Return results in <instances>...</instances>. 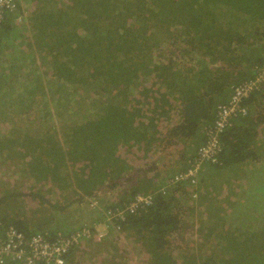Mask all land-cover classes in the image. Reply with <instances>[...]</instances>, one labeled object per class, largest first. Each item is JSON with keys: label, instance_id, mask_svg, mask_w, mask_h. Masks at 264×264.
Listing matches in <instances>:
<instances>
[{"label": "trees", "instance_id": "1", "mask_svg": "<svg viewBox=\"0 0 264 264\" xmlns=\"http://www.w3.org/2000/svg\"><path fill=\"white\" fill-rule=\"evenodd\" d=\"M263 68L264 0H18L0 25V238L54 242L82 208L111 240L66 264H264V81L196 184L161 192L154 168L172 148L186 169Z\"/></svg>", "mask_w": 264, "mask_h": 264}, {"label": "built area", "instance_id": "2", "mask_svg": "<svg viewBox=\"0 0 264 264\" xmlns=\"http://www.w3.org/2000/svg\"><path fill=\"white\" fill-rule=\"evenodd\" d=\"M18 0H0V25L8 14L17 9ZM21 18L19 19V21ZM264 81V68L252 80L242 83L233 89L228 102L219 104L216 111V118L207 130L206 141L198 149L196 156L189 162L184 170L178 171L167 180V186L160 189L166 193L167 187L179 182H190L196 184L199 171L204 164H215L222 152V136L232 126L233 121L239 116H246L247 110L241 103L252 92L259 88ZM167 188V189H166ZM92 206L97 200H91ZM152 204V196L139 195L135 197L125 210L110 214V219L123 217L124 213H135L139 208ZM94 229L80 228L69 236L59 235L54 242H49L41 234H35L29 239L19 231L10 228L5 232L4 241L0 243V264H66V256L71 250L79 248L81 241L92 239ZM104 235H100L102 239Z\"/></svg>", "mask_w": 264, "mask_h": 264}, {"label": "rangeland", "instance_id": "3", "mask_svg": "<svg viewBox=\"0 0 264 264\" xmlns=\"http://www.w3.org/2000/svg\"><path fill=\"white\" fill-rule=\"evenodd\" d=\"M177 162H178V154L174 151V149L171 148L168 151H164V152H161L160 154L159 153L157 154V164H156L157 167L155 166L154 168H156V170L160 172L161 177L168 179L173 174H176L178 171H180L182 166H184V165H181V163H177ZM175 168L176 169L179 168V169L176 170ZM84 208L86 209L87 207H84ZM84 212L85 210H83L82 208H79L78 210L73 211L71 213L68 220L72 221L73 228L77 230L80 228L91 229V227L88 226V223L98 221L97 223L94 224L93 229L95 233L92 236V240L96 239L100 242L107 243L106 240L110 239V234L108 235V233H109V230H110L109 227H111V224L105 225V223L102 221L103 219H100L99 214H95V211H92V214H86ZM107 220L110 221L109 219ZM116 230H119V229L116 228ZM114 232L115 231L113 227V230L110 233H114ZM100 235H104V237L100 239ZM112 237H113V234H112ZM2 240L3 238H0V243ZM83 242L84 241L82 240L81 245H80L81 246L80 250H82L83 245L86 244V243L83 244ZM86 260H89V258H87ZM11 264H14V263H11ZM80 264H83V263L80 261Z\"/></svg>", "mask_w": 264, "mask_h": 264}, {"label": "bare ground", "instance_id": "4", "mask_svg": "<svg viewBox=\"0 0 264 264\" xmlns=\"http://www.w3.org/2000/svg\"><path fill=\"white\" fill-rule=\"evenodd\" d=\"M263 129V128H262ZM259 131H261V130H259ZM263 131V130H262ZM262 133V132H261ZM190 159V158H189ZM178 163V162H177ZM171 168V167H170Z\"/></svg>", "mask_w": 264, "mask_h": 264}]
</instances>
